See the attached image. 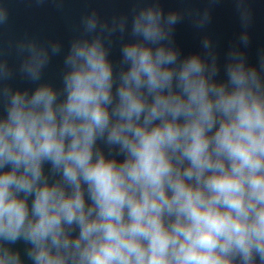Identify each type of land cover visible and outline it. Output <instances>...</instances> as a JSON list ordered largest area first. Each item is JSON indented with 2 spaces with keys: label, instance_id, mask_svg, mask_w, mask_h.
Instances as JSON below:
<instances>
[{
  "label": "clouds",
  "instance_id": "clouds-1",
  "mask_svg": "<svg viewBox=\"0 0 264 264\" xmlns=\"http://www.w3.org/2000/svg\"><path fill=\"white\" fill-rule=\"evenodd\" d=\"M235 10L223 60L205 31L211 7L160 0L110 19L93 9L66 51L9 42L0 264H264V50L249 62L252 12L246 0ZM185 19L202 33L189 54L175 39ZM61 55L57 85L44 74Z\"/></svg>",
  "mask_w": 264,
  "mask_h": 264
},
{
  "label": "water",
  "instance_id": "water-1",
  "mask_svg": "<svg viewBox=\"0 0 264 264\" xmlns=\"http://www.w3.org/2000/svg\"><path fill=\"white\" fill-rule=\"evenodd\" d=\"M144 6L147 0H0V5L9 9V22L0 26V52L8 53L10 41L35 37L40 41L61 40L65 51L70 39L79 33L81 17L95 9L102 18L113 15L130 14L134 3ZM165 10L203 9L211 7L212 21L205 31L212 36L221 53V59L228 47L234 43L241 31L235 0H160ZM252 12L249 27L250 43L246 49L250 63H258L264 50V0H246ZM202 33L194 29L185 19L176 28V43L184 54L196 52L200 48ZM112 59H119V44H114ZM10 64L18 63L15 54H8ZM63 57H53L45 70L44 79L58 85ZM14 86L27 87L28 82L18 77Z\"/></svg>",
  "mask_w": 264,
  "mask_h": 264
}]
</instances>
